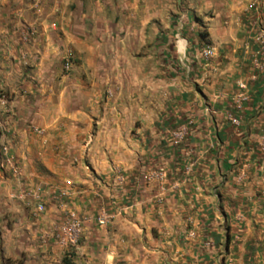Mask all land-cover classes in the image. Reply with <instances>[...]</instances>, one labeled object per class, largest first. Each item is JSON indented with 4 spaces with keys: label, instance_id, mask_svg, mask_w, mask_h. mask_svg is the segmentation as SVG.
Segmentation results:
<instances>
[{
    "label": "crops",
    "instance_id": "0c3cea01",
    "mask_svg": "<svg viewBox=\"0 0 264 264\" xmlns=\"http://www.w3.org/2000/svg\"><path fill=\"white\" fill-rule=\"evenodd\" d=\"M0 127V264H264V0H0Z\"/></svg>",
    "mask_w": 264,
    "mask_h": 264
},
{
    "label": "built area",
    "instance_id": "2783aa9c",
    "mask_svg": "<svg viewBox=\"0 0 264 264\" xmlns=\"http://www.w3.org/2000/svg\"><path fill=\"white\" fill-rule=\"evenodd\" d=\"M213 51L210 48H205L201 55L208 58L212 55ZM72 68V61L70 57L66 58L62 64V73L67 75ZM1 130V127H0ZM0 170L2 172H9L12 176L18 175V167L14 162L13 157L10 155L9 147L7 145L0 146ZM45 208L41 203H37L33 209V215L39 216L44 212ZM96 223L98 226L104 227L106 225V218L104 214L97 217ZM53 239L63 249H76L82 238V228L79 220L75 214L69 213L68 217L61 222L53 233Z\"/></svg>",
    "mask_w": 264,
    "mask_h": 264
},
{
    "label": "rangeland",
    "instance_id": "374dc122",
    "mask_svg": "<svg viewBox=\"0 0 264 264\" xmlns=\"http://www.w3.org/2000/svg\"><path fill=\"white\" fill-rule=\"evenodd\" d=\"M206 48V47H205ZM18 261H11V264H17ZM20 262V261H19ZM18 262V263H19Z\"/></svg>",
    "mask_w": 264,
    "mask_h": 264
},
{
    "label": "trees",
    "instance_id": "16d2710c",
    "mask_svg": "<svg viewBox=\"0 0 264 264\" xmlns=\"http://www.w3.org/2000/svg\"><path fill=\"white\" fill-rule=\"evenodd\" d=\"M201 36H204L203 34H201Z\"/></svg>",
    "mask_w": 264,
    "mask_h": 264
}]
</instances>
